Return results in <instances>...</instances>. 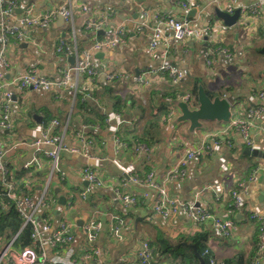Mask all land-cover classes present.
<instances>
[{
    "label": "crops",
    "instance_id": "crops-1",
    "mask_svg": "<svg viewBox=\"0 0 264 264\" xmlns=\"http://www.w3.org/2000/svg\"><path fill=\"white\" fill-rule=\"evenodd\" d=\"M16 1L10 23L26 15L41 18L61 10L67 0ZM79 2L87 5V12L75 9L70 20L57 14L49 22L33 26L28 39L12 37L5 46L0 44V56L3 54L8 61L7 66L0 64L4 74L0 88V121L4 116L6 92H13L12 100L8 102L12 128H0L4 160L16 171H25V181L30 183L29 191L34 196L37 197L46 185L50 190L54 189L58 201L50 205L52 211L48 223L51 230L48 235L62 223H67L74 235L65 246L54 249L44 243L42 249L48 257L63 259L66 264L70 259L75 264H140L143 243L152 241L157 243V254L163 258L160 264H173L175 255L176 261L180 262V254L175 249L187 246L194 251V245L181 241L182 236L207 232L208 247L219 262L253 264L259 259L260 264H264V249L259 245V223L253 216L255 213L264 216V99L257 96V92L264 89V0ZM249 5H259L260 11L255 14L251 10L241 12L238 23L222 31L223 21L216 16V8L228 11ZM145 10L147 19L143 15ZM156 14L190 18L195 27L205 31V35L198 40L177 41L169 30H165L168 36L151 49ZM104 17H107L106 25L103 33L98 35L111 36L123 25L128 33L126 42L115 48L91 51L89 60L97 76L92 80L86 75L81 76L78 91L88 99L91 108L109 117L107 121L97 120L87 111L76 115L71 89H20L14 84L16 78L29 69L58 80L63 70L72 65L69 58L76 59V54L57 50L59 40L72 39L73 44L82 49L78 51L81 56L85 49H90L93 38V33L85 27L86 22ZM143 22L144 27L140 28ZM212 26L217 30L209 31ZM163 65L180 70L184 74L182 81L175 84L167 79L160 71ZM113 75L116 79H112ZM194 77L201 78V85L215 96L228 98L231 120L244 118L249 110H258L250 132L252 146L246 144L237 129L223 133L228 122L205 120L199 127L191 129L189 120L179 119L182 112L177 103L183 101L181 96L188 93ZM87 92L92 95L89 97ZM118 95H133L144 106L161 103L171 106L172 115L152 130L155 137L151 139L150 156L135 150V146L131 148L117 142L119 126L133 128L135 123L142 131L146 121L137 107H130V102L119 117H115L117 111L113 104ZM188 105L193 109L198 106ZM49 116L53 119L45 124ZM53 120H58L60 125H54ZM45 134H61L64 143L76 149L75 152H60L58 170L62 177L54 172L52 179L49 178L53 160L43 154L38 166L32 170L33 175L27 169V166L37 164L33 143ZM228 138L232 146L227 145ZM202 145L209 147L199 150ZM248 147L255 152L248 151ZM50 148L44 146V149ZM190 150L199 151L188 162L185 175L169 179L171 168ZM86 167L97 174L100 185L85 184L89 182L83 174ZM122 172L129 178L138 175L143 180L152 173V182L164 185L168 196L196 202L212 217L234 220L233 235L224 236L213 227L211 219L198 223L182 212L168 218L155 214L152 205L158 194L157 187L149 182H133ZM240 182L245 185L240 189L243 207L239 210L233 206L231 193L239 189ZM87 187L90 191L84 197L82 193ZM119 190L135 193L138 204L124 205ZM62 197L65 203L61 202ZM75 197L77 199L73 201ZM116 217L125 220L119 238L111 234ZM92 219L102 223L94 243L83 233V226ZM161 238L173 247L165 248L166 241ZM0 246H3L1 242ZM12 248L14 252L20 250Z\"/></svg>",
    "mask_w": 264,
    "mask_h": 264
},
{
    "label": "built area",
    "instance_id": "built-area-1",
    "mask_svg": "<svg viewBox=\"0 0 264 264\" xmlns=\"http://www.w3.org/2000/svg\"><path fill=\"white\" fill-rule=\"evenodd\" d=\"M81 0H67L65 7L61 10H55L47 13L41 18H31L26 15L21 17L15 23H10L9 18L12 17L14 9L17 6L16 0H1V18H0V44L5 46L8 44L9 40L12 37H17L18 39L25 40L29 38V30L36 25H39L43 22H49L53 16L60 14L66 20L73 18L75 9H82L87 12L88 7L84 3H80ZM241 12L251 10L254 14L260 11L259 5H249L248 8L241 9ZM234 9H229L228 12L233 13ZM143 15L147 19L148 12L143 11ZM241 13V14H242ZM155 19L157 20L156 25L153 28V32L150 40V48H156L162 39H165L168 34L165 33V30L171 32L172 37L177 41H185L188 39H202L205 35V31L194 26L192 20L187 17L179 18L174 15L168 14H156ZM107 17L103 19H89L85 27L93 33L92 43L90 49H85L81 56L78 55L77 47L74 45L72 48H65L64 43H61L57 46V50L63 52L67 50L68 55L76 54V59L74 64L66 67L63 70L61 77L58 80L51 79L45 75L39 74L34 69H29L23 72L20 76L16 78L14 84H16L20 89L25 88H34L42 89L45 91H50L55 88H68L71 89L74 93L78 89L79 78L83 75H86L90 80L94 79L97 76L96 69L92 66L89 56L91 51L103 50L115 48L126 42L127 30L123 25H120L111 36L99 37L98 31L102 30L106 25ZM140 28L144 27V22L141 23ZM230 28L227 25H222V31ZM217 28L212 26L209 31H215ZM226 51V49L224 50ZM210 63V61H209ZM0 64L7 66L8 61L3 54L0 56ZM161 73L168 72L169 76L172 78V82L178 84L184 77V74L169 65H163L160 68ZM3 72L0 71V88L3 86ZM116 76L113 75L112 79ZM140 81H143V78H139ZM257 96L261 99H264V89L257 92ZM6 101L4 102L5 110L4 116L0 121V128L11 130L12 122L9 114L8 102L12 100L13 92H6ZM182 97V100L188 104L192 103V97L190 94H185ZM172 111L171 114L172 115ZM258 110H249L244 118H238L231 120L228 126L223 130V133H226L232 129H237L242 136L244 137L246 144L249 146L253 145V141L250 137L251 129L254 125V118ZM115 117H119L118 114ZM53 124L58 126L60 122L58 120H53ZM221 140V139H220ZM117 142L120 143L117 139ZM217 143V142H216ZM228 146H232L231 140L226 139ZM33 145L35 146V156L34 160L38 164L40 160L37 156V153L41 150H44V155L53 160L52 168L49 173V178L52 179L53 173L58 170L59 163L58 157L62 150L75 152V148H69L63 141V136L61 134L55 135H44L42 138L36 140ZM44 146L51 147L50 149H44ZM206 146V145H205ZM205 146L199 150H202ZM209 147L208 145L206 146ZM137 150L144 151L148 156L151 155V149L145 144H141L136 147ZM198 150V151H199ZM196 150H190L185 156H183L175 164L173 168L169 171V179L182 177L186 173V166L188 162L193 159L197 152ZM6 161L4 160V150L0 147V175L2 177L3 184L7 189L8 196L14 200L17 210L21 213L24 218V222L30 223L33 227L32 238L39 243V247L36 249L34 247L25 246L21 248L18 252L13 251V242L10 241L5 246H0V264L4 262H10L11 264H66L63 259H53L47 256L46 252L42 249L44 243L49 244L54 249H58L62 246L69 244L74 235L69 231V225L67 223H62L56 230H54L50 235L49 231L51 230V224L48 222H41L39 220L40 212L48 205L49 201L47 200L48 195V185L41 189L39 195L36 197L19 195L14 190L12 183L7 180V169ZM84 177L89 181V183H94L97 185L101 184L100 178L97 174L86 167L83 169ZM153 174L150 173L146 180H141L138 176H132L131 179L133 182H149L153 187H157L158 194L155 198L152 209L155 214L168 218L173 214H178L180 212L184 213L187 217L192 219L195 222H205L211 219L213 227L221 232L224 236L231 237L236 229L235 222L232 219H221L217 217H212L208 210L202 205L197 204L196 202H184L178 198H172L167 195V190L164 185H157L152 182ZM239 189L232 191L233 206L236 209H242L243 201L241 198L240 189L244 187V183L240 182ZM90 191L87 187L82 195L85 197L86 193ZM118 195L126 206H136L139 202V198L135 193L122 192L119 190ZM257 222L259 223V240H260V249H264V216L255 213L253 215ZM125 225L123 219L116 217L115 225L112 228V236L119 238L121 236V231ZM102 228V223L94 219L86 223L83 226V233L86 234L88 240L91 243H94L99 231ZM153 257V249L147 241L143 243V248L139 254V260L141 264H151V259ZM71 258V256H70ZM68 264H75V261L70 259ZM209 264H219L215 259H210ZM253 264H260L259 259L254 260Z\"/></svg>",
    "mask_w": 264,
    "mask_h": 264
},
{
    "label": "trees",
    "instance_id": "trees-1",
    "mask_svg": "<svg viewBox=\"0 0 264 264\" xmlns=\"http://www.w3.org/2000/svg\"><path fill=\"white\" fill-rule=\"evenodd\" d=\"M99 37L101 38L102 36L100 35ZM61 43H64L65 48H72L74 46L72 39L62 38L59 40L58 45ZM75 46L77 47V51L79 52L82 51L79 45H75ZM64 51L67 52L66 49ZM163 74L167 79L172 80L168 72H164ZM200 84L203 85L201 78L199 77L192 78V86L188 89L189 90L188 94H190L191 97H193L192 103H191L192 107L198 105L197 90ZM58 89H68V88H58ZM205 90L211 98H213L216 95L214 92H211L206 87H205ZM177 92L182 93V91L180 92V90H177ZM70 94L72 95L71 91H70ZM86 94H88L89 97L92 95V94H89L88 92ZM73 95L75 97L74 109L76 111V115L82 111L83 112L87 111L88 114L93 115L95 119L100 120L102 122L107 121L109 119L108 116H105L104 114H101L100 112L91 108L88 104V99L85 98V96L83 97V93L82 94L79 93L78 89ZM127 102H130V107H137L141 112V118H145L146 121H145V125L142 131H139V128L137 127V124L135 123L133 125V128H128L127 126L122 128L121 126H119L117 130L118 141L120 142V144L127 145L131 148H134L135 146V150H137L136 147H138L141 144H145L151 149V143H152L151 139L155 137L154 136L155 133L153 134L152 130L156 125L160 124L161 122L162 123L166 122L168 120L169 116H171L170 115L172 111L171 106L164 104V103L163 104L161 103L159 106H155V105L153 106L152 104L144 106L143 104H141L142 102L136 99L133 95H126L125 97L118 95V96H115L114 104H113L118 115H120L123 109L127 106L128 104ZM154 110H156V112ZM81 116L83 118H86L84 113H81ZM52 119H53V116L51 117L49 116V118L45 120V124H48L50 120ZM41 154L44 155V150H41L40 152L37 153L38 158H40ZM5 164H6L5 166L7 169V180L8 182L13 184L14 190L16 191V193L19 195L35 197L29 191L31 188L30 183L25 181V171L20 170L18 172L12 167H10L7 162ZM36 166H38V164L27 166V169L32 175H33L32 170H35ZM56 171L55 173H60V176L62 177V172L60 170H56ZM134 176H138V175H134ZM139 178L141 180L144 179L142 177H139ZM76 199L77 197H75L73 201H76ZM47 200L49 201L48 203L49 205H47L39 214V220L41 222H49L51 211H52L50 205H53L57 203L58 201V198L54 192V189L50 190L49 188ZM121 219L124 220V218H121ZM32 234H33L32 225L30 223L25 224L24 218L21 215V213L17 210L14 200L8 196L7 189L5 188L3 181H2V177L0 175V242L3 244V246H5L10 241L14 240L13 247H15L16 249L17 248L21 249L25 246L34 247L37 249L39 247V243L36 242L32 238ZM161 239L166 241L164 242L165 248L173 247L169 241L163 238ZM181 241H185L186 243H190L194 245L196 247V251L198 255L203 259L205 264H209V261L212 258L216 260V258L214 257V255L212 254V252L210 251L208 247L207 232H199V233H196L194 236H190V237L182 236ZM147 242L153 249V257L151 259V264L162 263L163 258L160 257L161 255L157 254L159 250L157 247V243H154L152 241H147ZM175 251L178 252L177 254H180L179 255L180 262L179 260L176 261L177 257H175L176 256L175 255L173 256V261H174L173 264H200V260L198 256L195 255L194 251L190 249V247L181 246L175 249ZM91 256L93 258H96V255L91 254ZM216 261L219 264H229L227 262H219L218 260ZM6 263L11 264L9 261ZM139 263H140V260H139ZM236 264H241V262H237Z\"/></svg>",
    "mask_w": 264,
    "mask_h": 264
},
{
    "label": "water",
    "instance_id": "water-1",
    "mask_svg": "<svg viewBox=\"0 0 264 264\" xmlns=\"http://www.w3.org/2000/svg\"><path fill=\"white\" fill-rule=\"evenodd\" d=\"M215 12L216 16L223 21V24L229 27L236 25L241 16L240 8H237L233 13H230L226 10H221L219 8H216ZM101 33H103V30L98 31V34ZM69 60L72 64H74L75 57L72 56L69 58ZM197 95L198 106L194 109L190 108L188 103L185 101H179L177 103L182 112V115L179 119L189 120L191 122V129L199 127L202 121L205 120H218L228 123L231 121V104L227 97L215 96L214 98H211L201 84L198 87ZM247 149L251 152L254 151L251 147H248ZM122 174L125 175L127 179H129V176L126 173L122 172ZM85 184L90 185L89 182H85ZM61 200L62 203H65L64 197H62ZM192 248L196 252V247L192 246ZM200 264H205L201 257Z\"/></svg>",
    "mask_w": 264,
    "mask_h": 264
}]
</instances>
